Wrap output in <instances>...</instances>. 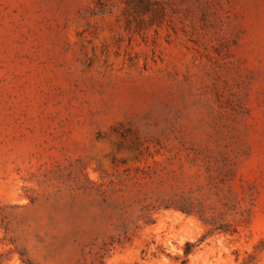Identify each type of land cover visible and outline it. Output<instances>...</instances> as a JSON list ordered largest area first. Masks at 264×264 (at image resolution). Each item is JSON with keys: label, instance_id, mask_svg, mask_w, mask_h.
<instances>
[{"label": "rangeland", "instance_id": "374dc122", "mask_svg": "<svg viewBox=\"0 0 264 264\" xmlns=\"http://www.w3.org/2000/svg\"><path fill=\"white\" fill-rule=\"evenodd\" d=\"M0 264H264V0H0Z\"/></svg>", "mask_w": 264, "mask_h": 264}, {"label": "trees", "instance_id": "16d2710c", "mask_svg": "<svg viewBox=\"0 0 264 264\" xmlns=\"http://www.w3.org/2000/svg\"><path fill=\"white\" fill-rule=\"evenodd\" d=\"M177 207L185 214H191L193 213V209L190 204L187 203H182L177 205ZM199 218L203 223H208L207 220L202 217L201 214H199ZM249 221V214L246 215L245 220L243 222L248 223ZM211 225L210 227V232L213 231H222V232H234L235 228H231L230 226H227L226 224H216V222H211L209 223ZM197 244L196 241L190 242V241H185L184 243V255L188 254L189 252L192 251L193 247Z\"/></svg>", "mask_w": 264, "mask_h": 264}]
</instances>
